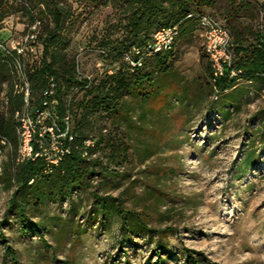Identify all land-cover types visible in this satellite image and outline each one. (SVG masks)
<instances>
[{
    "label": "rangeland",
    "instance_id": "374dc122",
    "mask_svg": "<svg viewBox=\"0 0 264 264\" xmlns=\"http://www.w3.org/2000/svg\"><path fill=\"white\" fill-rule=\"evenodd\" d=\"M62 1L72 16L60 55L77 78L97 83L124 68L119 50L130 34L121 0L97 7ZM203 6L230 30L237 66L260 43L264 0H210ZM35 19L42 31L49 17L23 0L13 2L0 23V115L10 126L6 93L14 92L22 75L2 57ZM204 41L198 27L177 39L169 67L154 76L150 98L126 91L118 99L124 115L114 109L91 118L92 141L120 142L123 154L112 160L110 146L96 144L91 156L101 159L98 172L38 209L28 208L29 219L44 225L29 223L23 230L14 210L3 219L16 184L1 174L0 264H192L187 250L196 264H264V79L242 77L217 91L209 82ZM21 60L29 79L40 55L26 53ZM84 93L73 88L68 97L78 101ZM0 155L2 173H15V127L9 137L0 136ZM94 194L114 205L119 200L123 211L101 209ZM136 213L141 226L130 219Z\"/></svg>",
    "mask_w": 264,
    "mask_h": 264
},
{
    "label": "trees",
    "instance_id": "16d2710c",
    "mask_svg": "<svg viewBox=\"0 0 264 264\" xmlns=\"http://www.w3.org/2000/svg\"><path fill=\"white\" fill-rule=\"evenodd\" d=\"M16 1L21 2L23 0H0V23L10 12V5ZM32 1L47 12L49 20L42 31L39 29V19L34 21L37 22L38 27L36 42L41 47V51L39 54L40 65L29 76L33 82L31 84V102L34 105L41 103L42 91L48 87V77L53 75L55 90L50 100L55 105V114L60 121L59 123L66 113L70 114L74 140L70 153L65 154L52 171H46L47 165L41 158L20 162L13 174L3 170L2 175L11 176L16 184L9 198V205L5 209L3 219H6L8 213L14 210L20 219L23 230L27 228L29 223L34 228L42 224L40 221L34 222L29 219V207L38 209L48 198H55L71 191L74 187L79 186L84 178L98 172L101 159L99 156H91L96 144L100 142H104L105 145L108 144L112 152L110 157L112 160L117 159L121 154L122 143L120 142H110L109 139L103 141V138L100 137L95 140L92 147H82L83 140L91 138L89 135V130L93 124L91 118L102 111H113L114 109H116L117 114L124 115L126 112L122 111L124 104H120L118 99L126 91L139 98L141 96L150 98L155 74L158 71H166L169 67V57L176 40L187 38L193 34L196 27L199 28L196 13L201 11V7L210 0H121L123 10L127 14L126 26L130 37L125 42V46L120 45L119 52L123 58H125L126 53H130L133 61L140 58L141 64L131 65L125 60L126 66L124 68H119L114 73L103 76L97 83H91L87 79H78L71 62H66L64 55H60V49L65 47L68 42L66 27L72 16L71 6L62 0ZM111 1L119 2L120 0H86V3L97 7L98 5H106ZM196 4L199 6L196 7ZM173 24H178L179 31L170 49L150 54H147L149 51H145L144 54L139 55L131 52L134 46L147 45L156 29ZM3 58H7V61L13 64V54L6 53ZM208 67L209 82L217 91L232 88L235 82L242 77L263 80L264 33L261 34L260 43L251 49L244 61H238L237 66L232 62L234 75H229L230 71L226 70L224 76L213 80L209 62ZM73 88L83 89L85 92L78 101L68 97L69 89ZM6 94L12 110L21 105V95L14 93L12 88ZM74 103L77 104L74 106ZM14 127V119L12 126H10L5 118L0 115V136L9 137L11 129ZM83 150L87 151L86 155H82ZM94 195L96 198L94 202L101 209L123 211L119 200L114 205L105 198L97 194ZM130 219L135 225H142L138 222V213H136L135 218ZM149 230L156 233L164 231ZM2 237L3 235H0L1 240L4 241L5 239ZM6 250L7 252L11 251V248L7 245ZM190 252L186 251L185 258L192 264H196V258Z\"/></svg>",
    "mask_w": 264,
    "mask_h": 264
},
{
    "label": "built area",
    "instance_id": "2783aa9c",
    "mask_svg": "<svg viewBox=\"0 0 264 264\" xmlns=\"http://www.w3.org/2000/svg\"><path fill=\"white\" fill-rule=\"evenodd\" d=\"M190 16V14H189ZM197 25L203 31L205 38L204 53L210 64L212 79L215 80L225 75L229 70V75H234L232 68L233 54L229 47L230 32L227 26L216 19L208 10L196 13ZM178 24L167 25L156 29L147 45L134 46L131 52L136 54L157 53L168 50L172 47L178 35ZM37 22L31 26V30L22 39L11 43L10 51L13 54V66L20 72V84L14 83V93L20 94L22 103L13 110L15 121L17 162L34 160L41 158L45 161L46 171H52L65 154L70 153L74 133L69 113L61 118V123L55 114V105L50 100L55 90L53 75L48 77V87L42 91V101L39 105L31 102V85L24 72V63L20 57L26 53L40 54L41 47L36 42ZM125 60L131 65H140V58L133 61L130 53H126ZM92 138L84 139L82 147H92ZM77 146L75 145V148ZM87 151L83 150L82 155ZM2 174V159L0 155V176ZM1 185V184H0Z\"/></svg>",
    "mask_w": 264,
    "mask_h": 264
},
{
    "label": "crops",
    "instance_id": "0c3cea01",
    "mask_svg": "<svg viewBox=\"0 0 264 264\" xmlns=\"http://www.w3.org/2000/svg\"><path fill=\"white\" fill-rule=\"evenodd\" d=\"M201 9H202V10H208V9H207L206 7H204V6L201 7ZM227 28H228V27H227ZM229 32H230V30H229ZM230 34H231V33H230Z\"/></svg>",
    "mask_w": 264,
    "mask_h": 264
}]
</instances>
